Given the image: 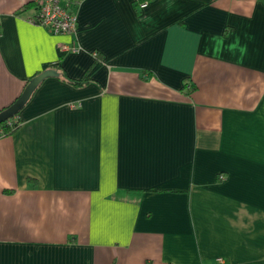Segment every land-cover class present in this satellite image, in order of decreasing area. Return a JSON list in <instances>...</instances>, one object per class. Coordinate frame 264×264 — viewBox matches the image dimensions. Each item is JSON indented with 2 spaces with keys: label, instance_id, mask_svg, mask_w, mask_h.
Listing matches in <instances>:
<instances>
[{
  "label": "crops",
  "instance_id": "1",
  "mask_svg": "<svg viewBox=\"0 0 264 264\" xmlns=\"http://www.w3.org/2000/svg\"><path fill=\"white\" fill-rule=\"evenodd\" d=\"M74 1L0 0V111L93 66L0 137V264H264V0Z\"/></svg>",
  "mask_w": 264,
  "mask_h": 264
},
{
  "label": "built area",
  "instance_id": "2",
  "mask_svg": "<svg viewBox=\"0 0 264 264\" xmlns=\"http://www.w3.org/2000/svg\"><path fill=\"white\" fill-rule=\"evenodd\" d=\"M30 23L43 25L54 34H73L78 14L74 0H36L34 10L25 16ZM64 52H78L79 47L62 45Z\"/></svg>",
  "mask_w": 264,
  "mask_h": 264
},
{
  "label": "water",
  "instance_id": "3",
  "mask_svg": "<svg viewBox=\"0 0 264 264\" xmlns=\"http://www.w3.org/2000/svg\"><path fill=\"white\" fill-rule=\"evenodd\" d=\"M60 73L53 68H48L42 71L40 74L34 76L26 85L23 93L20 97L14 101L6 109L0 111V124L21 112V110L26 106V104L31 99L33 93L39 87L40 83L48 77L59 76Z\"/></svg>",
  "mask_w": 264,
  "mask_h": 264
},
{
  "label": "trees",
  "instance_id": "4",
  "mask_svg": "<svg viewBox=\"0 0 264 264\" xmlns=\"http://www.w3.org/2000/svg\"><path fill=\"white\" fill-rule=\"evenodd\" d=\"M28 5H31L33 6V2L32 3H29ZM55 69L60 73V75L58 76V78H60L61 80L69 83V84H72L73 86L75 87H82V86H85L86 84H88L91 80V78L89 77V74L90 72L92 71L93 69V66L86 72V74L79 78V79H76V78H72L70 77L66 70L63 68L62 65H56L55 66ZM41 73V72H40ZM40 73H37L35 75H33L32 77L28 78L26 81L27 83L36 75L40 74ZM44 82V80L40 83V85ZM39 85V86H40ZM38 89V88H37ZM36 89V90H37ZM36 92V91H35ZM35 92L33 93V95L35 94ZM32 95V97H33ZM31 97V98H32ZM7 107L3 108L2 110L6 109ZM1 110V111H2ZM22 125V120L20 118V112L18 114H16L14 117L2 122L0 124V137L2 136H9V135H12L14 134Z\"/></svg>",
  "mask_w": 264,
  "mask_h": 264
}]
</instances>
